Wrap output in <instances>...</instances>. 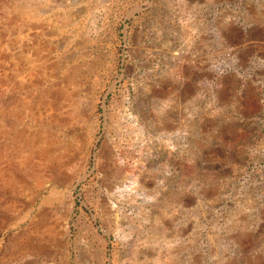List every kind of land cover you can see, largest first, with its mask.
<instances>
[{"label": "rangeland", "instance_id": "374dc122", "mask_svg": "<svg viewBox=\"0 0 264 264\" xmlns=\"http://www.w3.org/2000/svg\"><path fill=\"white\" fill-rule=\"evenodd\" d=\"M0 264H264V0H0Z\"/></svg>", "mask_w": 264, "mask_h": 264}]
</instances>
